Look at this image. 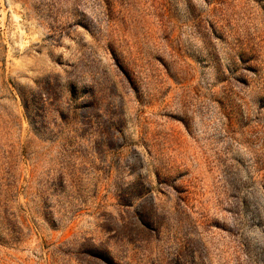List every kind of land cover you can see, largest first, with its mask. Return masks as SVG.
<instances>
[{
    "label": "rangeland",
    "instance_id": "1",
    "mask_svg": "<svg viewBox=\"0 0 264 264\" xmlns=\"http://www.w3.org/2000/svg\"><path fill=\"white\" fill-rule=\"evenodd\" d=\"M0 264H264V0H0Z\"/></svg>",
    "mask_w": 264,
    "mask_h": 264
}]
</instances>
